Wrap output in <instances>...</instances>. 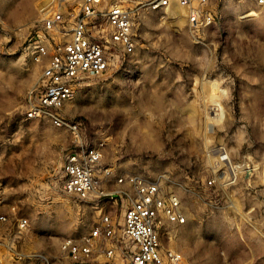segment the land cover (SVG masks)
Returning a JSON list of instances; mask_svg holds the SVG:
<instances>
[{
    "label": "rangeland",
    "instance_id": "rangeland-1",
    "mask_svg": "<svg viewBox=\"0 0 264 264\" xmlns=\"http://www.w3.org/2000/svg\"><path fill=\"white\" fill-rule=\"evenodd\" d=\"M58 1L0 0L2 264H105L106 240L84 262L62 243L79 241L104 213L120 229L135 197L133 190L114 201L66 193L61 168L74 135L25 118L26 94L42 70L28 56L27 40ZM148 1L126 2L134 50L103 39L110 67L83 77L66 116L80 124L86 145L104 142L103 165L115 168V178L155 181L180 199L187 223H165L162 243L182 252L186 264H264V5L210 0L215 20L196 30L179 0L157 10ZM219 148L244 165L226 185L219 177L232 168L218 159ZM113 182L110 189L123 186Z\"/></svg>",
    "mask_w": 264,
    "mask_h": 264
},
{
    "label": "built area",
    "instance_id": "built-area-1",
    "mask_svg": "<svg viewBox=\"0 0 264 264\" xmlns=\"http://www.w3.org/2000/svg\"><path fill=\"white\" fill-rule=\"evenodd\" d=\"M72 1L59 0L58 8L41 19V29L27 40L26 52L42 70L39 84L26 94L25 118L45 120L74 135V146L66 151L61 168L66 193L86 201H114L119 196H129L133 190L135 197L124 208L120 229L104 213L89 233L79 241L65 239L62 248L69 254L80 255L84 262L92 259L96 243L103 239L107 241L105 264H186L182 252L162 243L161 228L165 223H187L180 199L166 194L155 181L135 175L115 178V168L103 165L104 142L86 145L80 124L65 113V106L74 98L83 77L101 75L109 69L110 58L103 39H109L125 53L134 50L133 9L126 5L128 0H82L76 11L69 12L68 4ZM254 1L264 5V0ZM179 2L188 9L191 28L199 30L214 22L215 14L208 6L210 0ZM170 3L171 0H149L147 5L157 10ZM219 152L218 159L232 168V173L219 177L221 184L226 185L234 182L244 165L232 164L225 150L219 148ZM112 178L129 188L110 189ZM216 180L215 176L207 184L212 186ZM0 219L5 221L7 217L2 215ZM21 221V226H25L26 220ZM4 254L0 240V264ZM40 258L48 263L45 256Z\"/></svg>",
    "mask_w": 264,
    "mask_h": 264
},
{
    "label": "crops",
    "instance_id": "crops-1",
    "mask_svg": "<svg viewBox=\"0 0 264 264\" xmlns=\"http://www.w3.org/2000/svg\"><path fill=\"white\" fill-rule=\"evenodd\" d=\"M114 180H115V178H112V179H111V185L114 184V182H113ZM120 188H126V189H127V188H129V187H128V185L125 184V185L121 186Z\"/></svg>",
    "mask_w": 264,
    "mask_h": 264
},
{
    "label": "bare ground",
    "instance_id": "bare-ground-1",
    "mask_svg": "<svg viewBox=\"0 0 264 264\" xmlns=\"http://www.w3.org/2000/svg\"><path fill=\"white\" fill-rule=\"evenodd\" d=\"M262 18V17H261ZM216 100V99H215Z\"/></svg>",
    "mask_w": 264,
    "mask_h": 264
}]
</instances>
